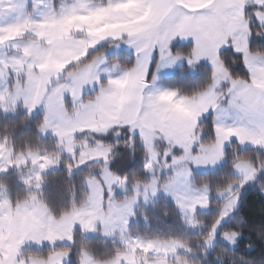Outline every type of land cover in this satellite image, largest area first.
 <instances>
[{"label":"rangeland","instance_id":"374dc122","mask_svg":"<svg viewBox=\"0 0 264 264\" xmlns=\"http://www.w3.org/2000/svg\"><path fill=\"white\" fill-rule=\"evenodd\" d=\"M22 2L23 0H18L19 4ZM227 3L231 5L227 9L231 14V27L239 30L247 25V20L243 15L244 5L254 6L264 3V0H227ZM9 13V17L7 15L0 17V23L10 24L11 27L4 29L0 35H7L9 31L16 34L0 45V112L9 115L15 114L18 110H23L31 116L43 113V122H46L48 127L39 133L42 137L51 135L57 140L58 155H51L46 151H27L16 154L9 139L0 137V174L9 171L18 173L19 183L25 186L29 192L24 202L14 205L8 196L7 189L0 183V249L5 252V264L6 261L13 259L10 255L13 250H25L28 247L72 245L77 229L82 230L87 236L113 241L123 249L115 258L108 261H97L84 250L80 254V264H192L188 260L179 259L181 255L195 257L189 247L180 240L151 238L149 235H142L133 232L131 229L132 224L138 223L137 212L154 205L160 198L170 200L177 206L184 228L188 232H200L203 229L196 217L197 213H208L211 210L210 200L212 198L219 200L221 202L219 219L210 232V239L208 237L205 240L201 250L205 253L212 251L218 241L229 248H234L240 234L233 235V233L238 232L222 231V226L237 210L224 215L225 204L233 199L236 193L234 191L227 193L219 191L212 194L209 186L207 188L205 185L197 187L192 183L194 172L205 173L219 168L225 162V150L230 146L225 145L223 157L216 166L191 167L186 161H174L171 156H168L169 152L172 151V144L177 142L190 144L192 141L191 128L194 112L173 97L169 103L176 105V110L184 121L181 126L161 127L144 124L146 135L141 142L146 150V159H150L153 155L157 157L154 161L155 167L151 172L146 171V176L155 183L151 187H145L141 184L133 188V182L124 180L122 185V179L109 170L110 157L114 152L113 148L104 145L92 147L86 139L78 141V137L85 131L96 134L101 129L107 131L109 128H115L112 125L124 123V119L116 112L103 109L94 113L85 110L81 111L79 115L72 111L64 113L57 103L56 94L51 90L53 87L52 79L47 83H41L34 76L33 81L30 82L28 80L30 73L54 72L57 74L63 70L58 67L59 65L72 63L78 60L79 56L74 54L71 48H63L50 53L51 59L33 63L34 57L26 55L24 51L25 48L31 46L30 42L25 43L29 41V37L31 36L43 44L47 43L49 39H65V31H61V26L58 24H53L51 27L45 24L43 35L37 32L34 34L32 27L25 24L28 15L25 16L24 8L23 15L19 8L17 11L11 10ZM36 14L37 12L32 13L33 20L40 19L36 17ZM256 16L264 20V14L257 13ZM75 21V27L77 25L86 27L91 25L92 30L96 33L95 38L108 31H115L111 27H105L102 22H98L92 17L87 18L84 23L81 20ZM106 41L117 42L111 44L105 53L107 61L112 56L123 57L124 53L134 59L133 51L124 43L113 40L111 37ZM86 46L90 47V41ZM25 55V60L16 65L12 64L14 60H20ZM200 64L208 65L206 61L201 60L191 67L183 62H177L172 67H162L157 73L158 79L155 82V89L172 90L165 86L162 82L163 79L172 77L176 73L184 75L186 70L191 76H194L198 73L197 67ZM250 64L258 66L259 61L256 60ZM217 67L220 73L224 74V69L219 62ZM18 68L24 69V82L20 84L19 88H15L14 84L18 80L20 81ZM224 75L226 76V74ZM261 78H264V73L261 74ZM94 87L95 85L89 84L84 88L85 102L88 97L94 94ZM127 87L129 84L124 85V88ZM14 98H17L15 102H13ZM25 99L36 101L37 106L31 113L24 106ZM220 99L223 100V96ZM117 103L122 104L123 98L118 99ZM46 108L47 112L45 111ZM231 115L227 120L229 124L234 123ZM240 147L253 146L240 145ZM179 154V150H177L176 155L179 156ZM63 156L72 160L73 164L69 167L72 173L88 164H104V166L100 168L99 179L95 177L86 179L88 194L85 203L60 217H56L43 202L40 193L43 188L42 177L49 171L58 168ZM165 156H168L167 163L164 159ZM189 167H191V175L188 174ZM234 173L239 176V171L235 168ZM262 195L264 196V192ZM130 196H135L136 199L129 200ZM239 204L240 201L237 208ZM76 214H79V219L74 220L73 216ZM73 224L75 230H73ZM85 225L88 226L85 227ZM69 254L68 251L56 252L46 259L47 264H67ZM216 260L224 263V259L220 256Z\"/></svg>","mask_w":264,"mask_h":264},{"label":"snow or ice","instance_id":"6c2138e0","mask_svg":"<svg viewBox=\"0 0 264 264\" xmlns=\"http://www.w3.org/2000/svg\"><path fill=\"white\" fill-rule=\"evenodd\" d=\"M37 3L38 0H33V8ZM25 5L26 0L17 5L22 15ZM230 7L227 0H208V2L206 0H107L101 6H90L83 0H75L72 9L62 16L49 21L44 14H41L39 20H33L29 14L25 24L43 26L51 22L64 26L72 25L74 20L84 21L92 17L102 22L105 27L115 29L99 35L98 38H95L96 33L90 26L77 25L72 32L87 33L88 39L78 43L87 45L90 41L89 54L109 37L119 40L133 51L136 63L119 80H114L108 73H101L94 62L89 72L82 75L79 81L70 79L62 87L59 84L55 85L51 90L57 96L60 109L64 113L72 111L77 115L85 110L92 113L102 109L116 112L125 122L114 124L112 127L122 128L128 138L135 143L137 138L143 140L146 135L144 124L179 127L184 123L176 110V105L169 103L175 97L182 105L191 104L189 108L194 112L192 141L190 144L183 142L172 144V151L168 156L174 161H186L191 167H208L216 166L222 159L225 145L231 146L234 143L241 146L251 145L264 150V82H261L264 58H260L259 54L252 50L255 43L253 35H260L259 29H264V20L257 17L255 12H264V3L254 5V11L253 6L244 5L243 15L247 25L239 30L231 27V14L227 11ZM249 11H253L252 16H248ZM253 24L258 29L255 33ZM72 32L69 34V31L65 30L68 40L73 39ZM3 36L0 35V38ZM6 41L0 40V45ZM181 48H186L188 51L178 52ZM24 51L26 54V48ZM225 52L231 53L245 70L246 74L239 80L235 78L231 67L220 62L221 54ZM250 57L253 60L259 59V65L250 64ZM154 58H156V71L152 72L149 80ZM25 59L26 55L20 60H14L12 64H19ZM201 60L206 61L212 70L213 84L206 92L200 94L199 101L192 102L191 98L182 97L173 90L155 89L157 73L162 67H172L177 62L187 63L191 67ZM104 62L106 60L102 59L98 63ZM218 62L226 76L220 73ZM66 66L71 67V63L61 64L58 67L64 70ZM60 75L62 71L57 73V80ZM104 75L108 76L110 85L119 84L121 87L101 90L94 101L86 103L83 96L84 88L89 84H99ZM34 76L35 74L30 73L28 80L32 82ZM40 78H43L42 73ZM49 81L51 78L48 79ZM23 82L24 77L20 76V84ZM125 84H129V87L124 88ZM218 86L225 91L218 92ZM148 89L154 91L148 92ZM221 96L223 100L220 99ZM65 97L67 99H64ZM17 98H14L13 102ZM120 98H123L122 104L117 103ZM24 106L31 113L37 104L34 100L25 99ZM45 111L47 112V108ZM230 114L233 124L227 123ZM209 119H211V135L209 139H205L206 131H201V126ZM110 131L111 128L107 131L101 129L96 134L104 137ZM177 150L179 156L176 155ZM168 156L164 157L166 163ZM191 167L188 168L189 175H191ZM234 168L239 171L240 182L229 188V191H234L236 195L225 204L224 215L237 209L240 192L245 185L264 181V166L246 161L236 163ZM73 219H79V214L74 215ZM72 227L75 230L74 224ZM4 256V250L0 249V264H5Z\"/></svg>","mask_w":264,"mask_h":264},{"label":"trees","instance_id":"16d2710c","mask_svg":"<svg viewBox=\"0 0 264 264\" xmlns=\"http://www.w3.org/2000/svg\"><path fill=\"white\" fill-rule=\"evenodd\" d=\"M94 1L105 2L106 0ZM54 2L57 7L60 0H54ZM253 11H249L248 16H252ZM257 30V26L253 24V32L255 33ZM259 31L260 35H253L255 43L252 50L254 53L264 54V32L263 29H259ZM110 46H107V50ZM187 51L186 48L178 49L180 53ZM221 55L223 65L231 67L235 75L246 74L239 61L231 53L225 52ZM126 60H132L127 53H124L123 57L108 58L109 63L119 61L122 65ZM155 68L154 61L149 80H151V74ZM208 70V65L200 64L197 67L198 73L194 76H191L186 70L184 75L176 73L172 77L163 79L162 82L180 94H190L207 83ZM43 117V113L31 116L23 110L9 115L0 112V137L9 139L16 154L27 151H46L51 155H58L57 140L51 135L42 137L39 133L38 125L43 123ZM210 128L211 119L205 121V139H209L211 135ZM81 139H86L92 147L104 145L113 148L109 170L120 179L133 182V176L140 180L146 177V150L140 138H137L133 143L122 128L115 127L104 137L85 131L78 137V141ZM259 156L264 157V150L256 147L241 148L239 144L234 143L225 150L226 160L219 168L205 173L194 172L192 183L197 187L207 185L211 193L215 194L236 175L234 165L237 162L251 161L255 163ZM72 164L70 158L63 156L59 167L42 177L43 188L40 193L42 200L56 217L85 203L88 194L86 179L90 177L99 179L100 168L104 166V164H88L72 173L69 169ZM18 179V173L14 171L0 174V183L7 189L8 196L14 205L24 202L29 195L26 187L21 185ZM262 188H264V183L257 181L253 185H247L241 189L239 207L222 226V231H235L240 234L234 248H229L218 241L212 251L205 253L201 250V246L209 237L220 216L221 202L215 198L210 200L211 210L208 213L198 212L196 215L203 227L200 232H188L184 228L177 206L165 198H160L154 205L138 211V223L132 224L131 229L133 232L149 235L151 238L180 240L189 247L195 257L181 255L179 259L188 260L192 264H264V196ZM25 250H31L46 259L56 252L68 251L71 258L67 264H80V254L84 250L97 261H108L115 258L123 249L113 241L87 236L82 230L77 229L72 245L28 247ZM219 256L224 259V263L216 260Z\"/></svg>","mask_w":264,"mask_h":264},{"label":"clouds","instance_id":"9594fccd","mask_svg":"<svg viewBox=\"0 0 264 264\" xmlns=\"http://www.w3.org/2000/svg\"><path fill=\"white\" fill-rule=\"evenodd\" d=\"M74 5V4H73ZM73 5L65 6L62 9L59 10H53L44 13V15L47 17L49 21L53 20L56 17L62 16L68 11H70L73 7ZM94 6H101V5H94ZM54 23H46L48 27H51ZM91 27V25H89ZM34 32L40 33L43 35V30L45 28V25L39 26H31ZM14 34L12 31H9L7 35H4L0 40H9ZM73 39L68 40L67 37L63 40L61 39H49L47 43H40L38 40L33 39L31 36L29 37V41H26L25 43L30 42V47L26 48V55H31L34 57L35 63H40L45 60L51 59L50 53L56 52L58 49L63 48H71L77 56H79V60L77 62H72L71 67H67L62 70V75H60L59 79L57 80V74L54 72H46L43 73V78L41 79V73L36 72L35 76L39 79L41 83H47L48 79L51 78L53 80V87L55 85L59 84L61 87L67 83L70 79L73 81H79L80 77L86 73L89 72L91 66L96 62V66L99 68L101 73H108L113 77L114 80H119L126 72H128L132 66L136 63V57L133 53L134 59L126 60L123 62V65L119 61H113L109 63L105 57V52L107 50V46H110L113 43H117L116 41H105L100 46L94 48L91 53L88 52V47L85 44H80L78 41L84 40L86 41L88 39L87 33L85 31L81 32H72ZM106 60L104 63H98L100 60ZM223 63V61H220ZM19 75L22 77L24 75V69H19ZM264 72V70H261ZM241 76L238 74L235 75V78L237 80L240 79ZM207 83L203 87H199L196 90H194L190 94H180L184 95L186 98H191L192 102L199 101L201 99V93H204L209 89L213 84V72L209 68L208 74L206 76ZM20 81L18 80L15 84V88H19ZM112 87H121V85H110L108 82V76L104 75L102 76L99 84L95 85L93 89V95L87 98V102L94 101L96 97L100 94L101 90H109ZM175 91V90H173ZM218 92L225 91L224 88H221L218 86L217 88ZM148 92H152V89H148ZM31 105H29L30 107ZM186 107H190V103L185 104ZM14 110V109H13ZM48 125L46 122H43L38 125V130L43 132L47 129ZM205 130V125L201 126V131ZM119 131V130H117ZM156 156L153 155L150 159H148L145 162V168L146 171L151 172L153 168L155 167L154 161L156 160ZM255 164L258 166H264V157H260L255 161ZM163 167V165H161ZM125 181L122 180L121 184L123 185ZM240 182V177L238 175L233 176L232 179L228 180L224 187L222 189H218V191H221L223 193H227L229 191V188L231 186L238 185ZM260 183H264V181H259ZM155 181H151L150 177H145L143 180L138 179L136 176H133V183L132 187L136 188L138 185H144L145 187H151L152 184H154ZM205 188H207V185H205ZM262 192H264V188L261 189ZM135 196H130L129 200H135ZM233 235H239V233H233ZM210 239V237H209ZM38 242V239H37ZM10 255L13 257L12 260L6 261V264H47L46 258L43 256H40L39 254L31 251V250H13Z\"/></svg>","mask_w":264,"mask_h":264},{"label":"crops","instance_id":"0c3cea01","mask_svg":"<svg viewBox=\"0 0 264 264\" xmlns=\"http://www.w3.org/2000/svg\"><path fill=\"white\" fill-rule=\"evenodd\" d=\"M26 1H27L26 5L24 7L25 16H27L29 14L32 15L33 12H37L36 17H39V18L41 16V14H44L46 12L53 11V10H59V9L64 8L65 6H70V5H73L75 3V0H60L59 5L56 7L54 0H38L37 6L35 8H33V0H26ZM83 2L87 5L92 6V5H103L107 2V0L105 2L94 1V0H83ZM18 4H19L18 0H0V17H3L5 15H7L9 17V14H10L9 12L11 10L17 11V5ZM257 13L264 14V12H255V15ZM75 22L76 21L74 20L72 25H64V26L58 25V26H61V31L68 30L69 34H71V32L76 28ZM81 22L84 23L85 20L81 21ZM10 27H11L10 24L4 25V24L0 23V32H3V30L6 28L10 29ZM14 28L16 29V26H14ZM257 54H259L260 58H264V54H260V53H257ZM254 61H256V60H253L251 57L249 58L250 63H253ZM257 61H259V59H257ZM261 82H264V78H261ZM172 90H175V89H172ZM175 91L178 92L177 90H175ZM180 96L185 97L184 95H180ZM0 231H1V229H0ZM3 236H4V234H3Z\"/></svg>","mask_w":264,"mask_h":264}]
</instances>
